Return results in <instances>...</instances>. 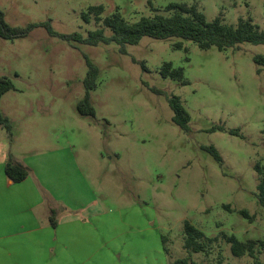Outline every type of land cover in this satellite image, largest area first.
<instances>
[{
    "label": "rangeland",
    "instance_id": "rangeland-1",
    "mask_svg": "<svg viewBox=\"0 0 264 264\" xmlns=\"http://www.w3.org/2000/svg\"><path fill=\"white\" fill-rule=\"evenodd\" d=\"M171 2L196 3L209 20L251 18L264 29V0H0V9L12 26L50 22L59 33L87 36L100 27L112 34L93 15L84 21L82 13L92 5L104 6L103 17L118 10L135 22L167 14ZM257 54L264 55V44L203 49L189 39L150 36L128 44L123 53L116 42L67 40L44 25L14 40L0 36V74L15 85L0 99L12 124L11 134L0 126V157L8 160L12 150L36 158L52 153L54 161L61 160L63 181L84 187V201L90 187L99 201L93 228L103 238L117 236L119 250L111 263L141 264L146 247L149 264L163 250L174 261L254 264L248 254L234 255L223 238L208 243L206 251L186 249L184 222L208 237L224 231L242 241L264 240L255 169L257 162L264 166V65L255 61ZM86 56L100 68L91 91L94 116L78 110L86 94ZM167 61L184 68L188 84L161 74ZM172 95H179L191 114L189 131L173 119ZM216 125L227 130H212ZM206 145L218 148L223 163ZM243 208L253 220L239 212ZM256 250L264 261V245Z\"/></svg>",
    "mask_w": 264,
    "mask_h": 264
},
{
    "label": "trees",
    "instance_id": "trees-1",
    "mask_svg": "<svg viewBox=\"0 0 264 264\" xmlns=\"http://www.w3.org/2000/svg\"><path fill=\"white\" fill-rule=\"evenodd\" d=\"M167 14L156 13L154 15L142 16L139 20L131 22L127 20L120 11H115L112 15L103 17L104 6L102 4L92 5L89 9L82 13L84 21L90 22L92 15L95 20L108 27L112 34H106L104 27H100L89 31L87 36L81 32L72 34H63L57 32L50 22L31 23L28 27L22 28L10 25L6 20V14L0 9V36L14 40L18 37L26 36L29 31L38 26L44 25L48 28L51 35L59 36L67 40H74L80 43L98 45L100 42L110 43L116 42L120 45V51L127 53L128 44H137L144 36H150L157 39H166L170 37H178L189 39L199 45L200 48L208 49L216 46L220 50L230 47H237L242 42H250L254 44H264V29L255 23L251 18H240L237 23H229L218 15L213 20H209L205 13L200 10L198 4H188L186 2H171L167 5ZM176 46L181 48V41L176 43ZM255 61L264 65V55H255ZM88 71L84 79L86 94L78 104V110L83 115H96L95 107L92 103L91 91L98 86L97 80L100 75L99 66L89 57L86 56ZM143 66L147 68L145 62ZM161 74L164 77H170L188 84L189 81L184 79V68L173 67L171 61L164 62L161 69ZM15 87L11 78L0 74V99L9 90ZM160 92L159 90H157ZM169 103L174 111V121L185 131L190 130L191 114L184 105L179 95L169 97ZM0 126H3L11 134L12 124L6 117L0 107ZM212 130H227L223 125H216ZM239 129H230L232 134H240ZM215 159L223 163V157L215 145H206ZM255 169L259 175V183L257 184V198L259 203L264 206V166L257 162ZM5 172L7 177L12 182H21L28 178L31 174L30 167L23 161L9 155L5 164ZM229 207V205H226ZM239 212L245 217L253 220L254 215H251L248 209H240ZM51 223L56 226L58 221L55 216V211L51 215ZM185 241L184 247L194 252L206 251L208 243H213L220 238L225 239L230 243L231 251L236 256L250 255L255 258L254 264H264L257 256L256 245L261 243L264 245V240L248 239L240 240L235 234H227L222 231L217 236L208 237L206 233L191 223L189 220L184 222ZM197 264L187 258H180L174 261V264Z\"/></svg>",
    "mask_w": 264,
    "mask_h": 264
},
{
    "label": "crops",
    "instance_id": "crops-1",
    "mask_svg": "<svg viewBox=\"0 0 264 264\" xmlns=\"http://www.w3.org/2000/svg\"><path fill=\"white\" fill-rule=\"evenodd\" d=\"M11 155L27 164L33 176L12 182L5 172L8 155L0 157V264H102L101 257L106 258L103 264H116L110 258L118 254L117 236L103 238L92 225L99 212L93 190L87 187L84 201V187L63 181L61 160L54 161L52 153L36 158L12 150ZM53 211L56 226L51 223ZM161 253L152 264L174 263ZM141 254V264H149L148 248Z\"/></svg>",
    "mask_w": 264,
    "mask_h": 264
}]
</instances>
